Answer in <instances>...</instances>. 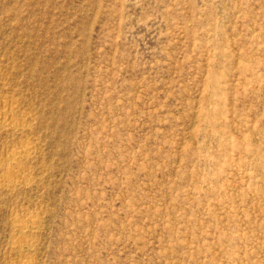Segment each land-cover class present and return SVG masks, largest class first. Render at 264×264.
I'll list each match as a JSON object with an SVG mask.
<instances>
[{
  "label": "rangeland",
  "instance_id": "1",
  "mask_svg": "<svg viewBox=\"0 0 264 264\" xmlns=\"http://www.w3.org/2000/svg\"><path fill=\"white\" fill-rule=\"evenodd\" d=\"M0 119V264H264V0H0Z\"/></svg>",
  "mask_w": 264,
  "mask_h": 264
},
{
  "label": "bare ground",
  "instance_id": "2",
  "mask_svg": "<svg viewBox=\"0 0 264 264\" xmlns=\"http://www.w3.org/2000/svg\"><path fill=\"white\" fill-rule=\"evenodd\" d=\"M3 116V115H2ZM3 119V118H2ZM1 120V119H0ZM10 125L9 123L6 124V126ZM29 151V148L26 146H23V148H16V149H13L11 150V155L13 158L15 157H18L20 155H22L23 153H26ZM28 154V153H27ZM26 154V155H27ZM19 158V157H18ZM17 168V167H16ZM16 168H7V173H9L10 177H21L23 175V170L22 169H16ZM22 178V177H21ZM17 181V180H16ZM7 182V181H6ZM18 182V181H17ZM8 186L10 187H14V186H17L15 183V181L12 180H8ZM22 221V220H21ZM20 219H14L12 220V224L15 225V226H18V228L20 227V229H23L22 232L24 233L25 232V228L24 227H21V222ZM23 223V222H22ZM27 231V230H26ZM27 233V232H26ZM12 246L14 248H20L21 245H22V242H20V240L18 239H15L12 243ZM21 264H30L27 260H23L21 262Z\"/></svg>",
  "mask_w": 264,
  "mask_h": 264
}]
</instances>
